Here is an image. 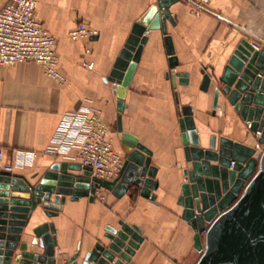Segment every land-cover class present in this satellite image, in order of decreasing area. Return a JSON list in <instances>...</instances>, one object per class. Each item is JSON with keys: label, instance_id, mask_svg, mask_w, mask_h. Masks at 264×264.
Wrapping results in <instances>:
<instances>
[{"label": "crops", "instance_id": "crops-1", "mask_svg": "<svg viewBox=\"0 0 264 264\" xmlns=\"http://www.w3.org/2000/svg\"><path fill=\"white\" fill-rule=\"evenodd\" d=\"M6 1L0 0V9ZM193 1H179L170 7L175 24L168 22L167 31L178 60L176 68L169 66L166 35L160 29L146 33L147 41L127 89L119 132L116 84L107 78L133 25L157 0H38L37 18L56 39L66 82L48 77L35 63L0 66L3 163L31 183L39 182L56 163H80L78 143L63 155L51 153V147L63 118L79 114L83 119L100 111L113 133L114 148L124 158L132 150L122 143L124 132L151 151L158 186L151 192L154 199L142 197L138 186H131L120 199L104 189L96 191L93 202L86 197L76 201L66 197L62 210L52 217L40 205L21 237L29 250L32 231L53 223L57 264H67L76 254L81 263L97 241L106 242L105 228H119L122 220L141 229L143 242L132 257L134 264H197L201 253L194 247L195 233L182 219L183 208L178 205L187 167L179 118L183 107L191 109L201 147L208 146L212 135L217 140L225 137L254 144L225 96L219 95L216 108L213 97L217 78L236 44L247 39V34L264 41V0H207L199 15L191 11ZM80 22L97 31L88 43L89 55L85 42L69 38L70 30ZM85 61L90 67L83 65ZM201 69L213 76L207 91L201 90ZM177 73L188 75L187 84L179 82L182 77ZM19 253L17 248L12 264H17Z\"/></svg>", "mask_w": 264, "mask_h": 264}, {"label": "water", "instance_id": "water-1", "mask_svg": "<svg viewBox=\"0 0 264 264\" xmlns=\"http://www.w3.org/2000/svg\"><path fill=\"white\" fill-rule=\"evenodd\" d=\"M179 1L157 0L139 18L107 78L116 84L119 132L127 89L148 30L160 29L166 35L169 66H178L167 23L175 24L170 7ZM200 73L201 90L207 91L213 76L205 69ZM176 76L182 77L181 84H187V74ZM217 82L213 107H217L219 95H224L242 121L250 124L248 133L254 144L248 146L225 137L217 140L212 135L208 146L201 147L191 109L183 107L179 126L187 167L178 205L183 208L182 219L195 233L194 247L201 253L197 264H264V151H258L264 146V45L255 50L247 39H241L225 61ZM122 143L132 150L125 156L120 175L111 181L94 176L90 166L73 162L52 165L37 183L24 175L0 170V264H12L17 248V264H57L53 223L32 231L31 250L21 242L25 227L40 205L52 217L62 210L66 197L71 201L86 197L93 202L96 191L104 189L120 199L131 186H138L142 197L154 199L151 192L158 183L154 180L157 168L151 165V151L127 132L122 135ZM118 224L119 228H105L106 242L97 241L81 263L76 254L67 264H134L132 257L143 242L141 229L122 220Z\"/></svg>", "mask_w": 264, "mask_h": 264}, {"label": "built area", "instance_id": "built-area-1", "mask_svg": "<svg viewBox=\"0 0 264 264\" xmlns=\"http://www.w3.org/2000/svg\"><path fill=\"white\" fill-rule=\"evenodd\" d=\"M197 2L199 3L195 5L196 14H199L207 0ZM37 3L38 0H7L0 9V66L39 64L48 77L64 84L66 77L60 69L56 39L38 20ZM95 36L97 31L83 22L78 23L69 32L71 40L85 42L87 55L92 53L88 43ZM250 44L255 50L262 47L251 42ZM83 65L90 67L87 61L83 62ZM76 143L77 158L82 165L92 168L94 176L111 181L120 175L125 158L114 148L113 133L100 111H92L83 119L79 114L63 118L50 152L55 155L67 154ZM263 151L264 146L261 152ZM232 165L233 163L231 167ZM0 170L13 172V166L3 163L1 150Z\"/></svg>", "mask_w": 264, "mask_h": 264}, {"label": "rangeland", "instance_id": "rangeland-1", "mask_svg": "<svg viewBox=\"0 0 264 264\" xmlns=\"http://www.w3.org/2000/svg\"><path fill=\"white\" fill-rule=\"evenodd\" d=\"M187 2H189V1H187ZM208 2V1H207ZM199 2H197L196 0H194L193 2H192V10L191 11H193L195 14H196V7H195V5H197ZM205 7L206 6H204L202 9L203 10H200L201 12L199 13V14H201L203 11H204V9H205ZM199 14H196V15H199ZM248 38H250V39H248ZM247 39H248V41L249 42H251L252 44H256V45H258V46H262V45H264V41H259L258 39H256L254 36L252 37V35H250V34H247ZM243 126H244V128H245V130L248 132V128H247V124L244 122V124H243ZM262 147L263 146H260V148H259V150L258 151H262Z\"/></svg>", "mask_w": 264, "mask_h": 264}, {"label": "bare ground", "instance_id": "bare-ground-1", "mask_svg": "<svg viewBox=\"0 0 264 264\" xmlns=\"http://www.w3.org/2000/svg\"><path fill=\"white\" fill-rule=\"evenodd\" d=\"M248 123V122H247ZM249 126H250V124L248 123V128H249ZM255 135H258V137L260 136V133L259 132H257V133H255ZM258 137H256V138H258Z\"/></svg>", "mask_w": 264, "mask_h": 264}, {"label": "trees", "instance_id": "trees-1", "mask_svg": "<svg viewBox=\"0 0 264 264\" xmlns=\"http://www.w3.org/2000/svg\"><path fill=\"white\" fill-rule=\"evenodd\" d=\"M181 1H184V2H186V1H189V0H181Z\"/></svg>", "mask_w": 264, "mask_h": 264}]
</instances>
